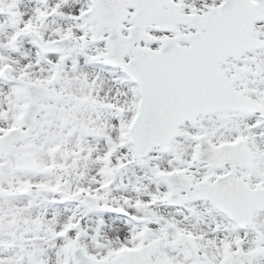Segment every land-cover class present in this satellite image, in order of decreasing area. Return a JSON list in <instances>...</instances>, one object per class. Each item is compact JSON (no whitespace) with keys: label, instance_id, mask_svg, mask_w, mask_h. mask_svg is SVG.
Returning <instances> with one entry per match:
<instances>
[{"label":"snow or ice","instance_id":"obj_1","mask_svg":"<svg viewBox=\"0 0 264 264\" xmlns=\"http://www.w3.org/2000/svg\"><path fill=\"white\" fill-rule=\"evenodd\" d=\"M0 264H264V0H0Z\"/></svg>","mask_w":264,"mask_h":264}]
</instances>
